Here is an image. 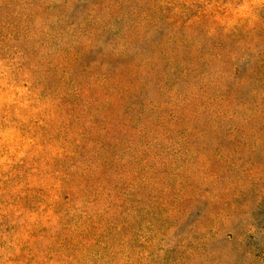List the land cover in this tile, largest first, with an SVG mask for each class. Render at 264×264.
Listing matches in <instances>:
<instances>
[{
	"label": "trees",
	"instance_id": "obj_1",
	"mask_svg": "<svg viewBox=\"0 0 264 264\" xmlns=\"http://www.w3.org/2000/svg\"><path fill=\"white\" fill-rule=\"evenodd\" d=\"M136 1L93 0L74 24L51 0H0V128L28 142L0 144V211L79 264H127L133 192L170 147H264L258 38L201 0Z\"/></svg>",
	"mask_w": 264,
	"mask_h": 264
},
{
	"label": "rangeland",
	"instance_id": "obj_2",
	"mask_svg": "<svg viewBox=\"0 0 264 264\" xmlns=\"http://www.w3.org/2000/svg\"><path fill=\"white\" fill-rule=\"evenodd\" d=\"M201 1L222 20L219 29L240 25L250 39L258 38L247 47L264 48V0ZM51 2L63 5L66 22L92 14L93 0ZM135 3L117 14H136ZM22 138L19 130L0 128L2 145L28 144ZM177 150L170 147L175 155L162 159L157 174L149 171L142 191L133 192L127 264H264V147L188 149L207 152L202 158L178 157ZM13 222L0 211V264H79L83 257L70 244L20 239Z\"/></svg>",
	"mask_w": 264,
	"mask_h": 264
}]
</instances>
